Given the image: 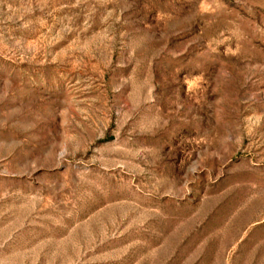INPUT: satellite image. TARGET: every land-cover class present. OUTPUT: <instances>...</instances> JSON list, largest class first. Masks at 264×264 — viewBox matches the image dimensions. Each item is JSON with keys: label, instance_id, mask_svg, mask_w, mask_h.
Instances as JSON below:
<instances>
[{"label": "rangeland", "instance_id": "rangeland-1", "mask_svg": "<svg viewBox=\"0 0 264 264\" xmlns=\"http://www.w3.org/2000/svg\"><path fill=\"white\" fill-rule=\"evenodd\" d=\"M0 264H264V0H0Z\"/></svg>", "mask_w": 264, "mask_h": 264}]
</instances>
